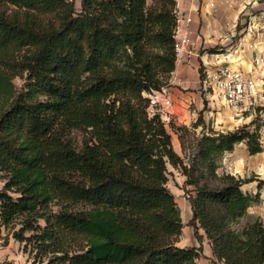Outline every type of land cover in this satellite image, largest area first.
<instances>
[{
  "label": "trees",
  "instance_id": "trees-1",
  "mask_svg": "<svg viewBox=\"0 0 264 264\" xmlns=\"http://www.w3.org/2000/svg\"><path fill=\"white\" fill-rule=\"evenodd\" d=\"M177 12L176 0H84L80 14L68 0H0V239L18 224L12 238L31 245L33 264L49 254L48 264H198V227L218 261L264 264L262 218L234 227L261 201L242 187L264 180L217 174L241 143L262 153L259 128L209 129L186 165L144 97L176 69ZM205 124L202 111L193 127ZM73 131L85 135L80 148ZM168 165L194 188L200 247L178 246Z\"/></svg>",
  "mask_w": 264,
  "mask_h": 264
},
{
  "label": "rangeland",
  "instance_id": "rangeland-1",
  "mask_svg": "<svg viewBox=\"0 0 264 264\" xmlns=\"http://www.w3.org/2000/svg\"><path fill=\"white\" fill-rule=\"evenodd\" d=\"M72 1L75 4L77 14L82 12L84 0H68ZM211 5L213 4L211 10V15L215 18L219 17L223 19L227 26H230V22L234 21V18L239 15L240 11L243 10L240 15V25L241 30H237V26L233 30H228L226 35L215 36L209 38L208 42L203 48V53L206 54H224L227 59L236 65L238 61L251 62L257 55H261L264 58V52L259 50L258 46H262L264 42V0H210ZM209 1V2H210ZM177 2V1H176ZM208 2V1H207ZM153 0H148V5H152ZM235 23V22H234ZM251 44H259L255 46V52L252 54L249 52V47ZM242 48V50H240ZM252 50V49H251ZM222 59V57H221ZM213 68V67H211ZM206 67L200 68V77L202 81L206 80L207 73L205 70ZM171 78V77H170ZM15 85L20 91L23 86V81L19 78L15 80ZM170 79L163 88H168L171 86ZM204 89V88H203ZM193 92V90H188ZM263 91V92H262ZM256 93L255 103L251 108L244 113H236L230 109L224 107L221 104L219 98L206 100L203 98L202 110L197 111L194 115V110H196V105L193 103L189 108L193 111L192 119L189 117L186 118V121L179 123L173 118L171 110L172 106L164 107L162 105L152 106L149 111L151 115L159 113L162 117V120L165 122L166 127L169 133L172 135V142L176 153L184 160L186 165L190 164V158L196 153V143L203 134H209V129H213L216 132H229L235 131L236 129L243 127L244 125H249L252 122L254 123L251 127V131H254L256 128L260 130L261 144L263 147L262 153L251 156L247 150V147L244 143H241L236 146L234 153H226L219 160V169L217 171L218 175L231 174L237 178H254L260 177L264 180V90ZM212 94L214 92L209 86L205 87L203 95ZM149 94H144V97L148 98ZM217 96V95H216ZM219 100V101H218ZM172 105V104H171ZM203 111L204 119L206 126L203 129V126L194 128L193 126L197 123L199 114ZM183 127H187L186 130H181ZM74 144L80 148L85 140V135L81 131H73L71 134ZM255 171H261L262 175H257ZM6 173L0 171V191L4 190L6 184ZM259 178V179H260ZM168 188L175 196L176 202L181 201L185 198L189 201L190 196L194 188L190 186H185L187 180L186 176L183 175L180 169H176L172 165H168ZM253 183V182H252ZM264 191V189H263ZM261 202V201H260ZM178 205V202H177ZM256 205H253L254 208ZM179 207V206H178ZM249 209L248 213L250 217H247L240 221L239 224H236L234 227L241 229L246 225L248 221L254 220L256 217H260L257 214L259 209ZM54 211L58 210V207H53ZM81 207L75 208L79 210ZM264 212V210H262ZM181 212V210H180ZM185 219V215L183 214ZM182 219V213H181ZM264 222V218H262ZM183 222V220H182ZM42 225H45L42 222ZM190 227L195 232L193 226H190V221L188 223H183V231L180 237V241L184 242L186 247H190ZM198 227V226H197ZM13 228L19 230L20 226L16 224L11 226L9 229H3L2 238L0 239V264L11 262L12 264H33L35 262V252L31 253V245L28 246L25 250V244L15 241L12 238ZM11 229V230H10ZM198 227V232H200ZM204 232V230H202ZM9 238V243L7 246H3L4 239ZM179 241V242H180ZM203 242V241H202ZM52 259V255H44L41 258L37 259L36 264H48ZM54 264V263H52ZM57 264V263H56Z\"/></svg>",
  "mask_w": 264,
  "mask_h": 264
},
{
  "label": "crops",
  "instance_id": "crops-1",
  "mask_svg": "<svg viewBox=\"0 0 264 264\" xmlns=\"http://www.w3.org/2000/svg\"><path fill=\"white\" fill-rule=\"evenodd\" d=\"M177 1V9L178 12L181 14H189L192 13L194 17V23L191 26L193 37L196 39V56L192 59V63L189 65L186 64H179L175 75L178 77V80L176 83H171L172 85L168 88V97L170 98L172 102V107L170 113H172L173 118L178 121L179 123H183L186 121V118L189 117L192 119L193 111L189 108L194 103L196 105V110H194V115H196L197 111H201L202 104H203V98L206 100H210V98L217 99L215 95L212 94H205L203 95L205 85L200 77V68L206 67L209 70L215 68V62L216 59H222L224 62H231L224 54H206L203 53V48L205 47V44L208 42L209 38L213 35L217 36H223L226 35L228 30H233L235 26H238L243 12L240 11L239 15H237L234 18V21H231L230 26H227L226 22L215 16L211 15V2L210 0H176ZM208 1V2H207ZM210 1V2H209ZM239 21V22H238ZM235 22V23H234ZM259 44H251L249 47L250 53L254 54L255 52V46H258ZM259 50L264 52V42L262 46H258ZM252 49V50H251ZM242 50V48H240ZM245 50V49H244ZM242 50V51H244ZM217 55V57H215ZM257 59H263V63H261L258 66H255V61ZM211 65V66H210ZM231 66L234 69H238L243 71L246 75H248L251 79H253L257 83V91L261 92L264 90V58L261 55H257L256 58L251 62L248 61L246 64L243 61H238L236 65H233L231 63ZM204 88V89H203ZM193 90V92L188 91ZM263 92V91H262ZM219 101V100H218ZM236 150H234L235 152ZM233 152V153H234ZM257 175H262L263 173L261 171H255ZM260 178V177H258ZM264 178V177H262ZM261 179V178H260ZM242 191L244 193H249L251 195H256L258 193L261 194V202L257 204L254 208L259 209L257 210V214L264 218V191L259 190L258 183L253 182L249 184H245L242 187ZM178 206L182 213V220L183 223H188L192 217V208L190 205V202L183 198L181 201H178ZM252 208V207H251ZM250 208V209H251ZM252 208V209H254ZM183 214L185 215V219L183 218ZM200 236L203 238V256L198 260V264H224L220 261H218L212 251V246L205 236V233L200 230L199 232ZM178 246L181 248H192V247H200V242L195 236V232L190 227V247H186L185 243L180 241L178 243Z\"/></svg>",
  "mask_w": 264,
  "mask_h": 264
},
{
  "label": "built area",
  "instance_id": "built-area-1",
  "mask_svg": "<svg viewBox=\"0 0 264 264\" xmlns=\"http://www.w3.org/2000/svg\"><path fill=\"white\" fill-rule=\"evenodd\" d=\"M193 23L192 13L181 14L177 12V24L174 30L176 69L179 64H191L192 59L196 56L197 43L191 29ZM215 59V68L205 70L207 78L203 81L204 85L213 90L214 95H217L216 97L220 99L224 107L240 114L248 111L256 100L257 83L243 71L234 69L231 62ZM261 63H263V59H257L254 64L258 66ZM176 69L171 75V83H176L178 80L175 75ZM148 98L151 100L152 106L162 105L167 107L172 104L168 97L167 88L154 91L149 94Z\"/></svg>",
  "mask_w": 264,
  "mask_h": 264
}]
</instances>
